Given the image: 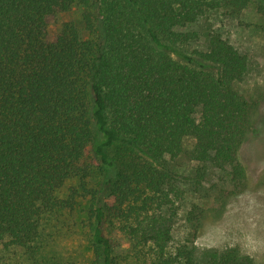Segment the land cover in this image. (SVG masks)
Segmentation results:
<instances>
[{
    "label": "trees",
    "instance_id": "obj_1",
    "mask_svg": "<svg viewBox=\"0 0 264 264\" xmlns=\"http://www.w3.org/2000/svg\"><path fill=\"white\" fill-rule=\"evenodd\" d=\"M226 1L264 20V0ZM221 2L0 0V241L40 264L48 219L82 198L92 264H257L237 246L199 248L208 209L188 202L206 179L246 185L240 151L256 132L255 102L234 87L249 55L214 30L182 49ZM73 4L80 23L51 33Z\"/></svg>",
    "mask_w": 264,
    "mask_h": 264
},
{
    "label": "rangeland",
    "instance_id": "obj_2",
    "mask_svg": "<svg viewBox=\"0 0 264 264\" xmlns=\"http://www.w3.org/2000/svg\"><path fill=\"white\" fill-rule=\"evenodd\" d=\"M82 8L77 4L57 16V22L49 30L56 33L63 22L80 23ZM255 4L240 11L234 10L233 3L222 0L219 6L210 10L205 17L187 29L196 31V40L183 46L192 53L205 46L206 34L210 30L219 32L240 51L249 55L251 69L243 80L235 81L234 87L255 102L253 126L256 132L250 133L240 151V157L247 171L246 185L239 190H226L223 184H215L206 179L200 194L188 195L191 200L206 205V216L195 238L201 248L237 246L245 254L251 255L257 264H264V22ZM175 169L183 177L191 174L190 163L182 158ZM186 177V176H185ZM75 180L67 182L61 191L66 195ZM221 188V192L220 191ZM216 189L219 191L217 192ZM214 191V192H212ZM226 191V192H225ZM80 200V206L51 216L47 222V242L40 264H92V248L89 240V220L86 208L88 199ZM185 209V208H184ZM176 226L180 233L186 230V222L181 217ZM117 243H124L121 237ZM122 247L120 250H123ZM0 264H34L18 246L0 241Z\"/></svg>",
    "mask_w": 264,
    "mask_h": 264
}]
</instances>
